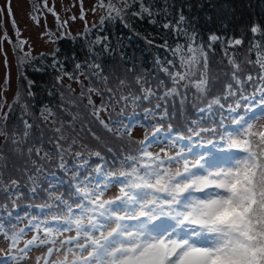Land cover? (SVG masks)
Wrapping results in <instances>:
<instances>
[{
    "label": "trees",
    "instance_id": "16d2710c",
    "mask_svg": "<svg viewBox=\"0 0 264 264\" xmlns=\"http://www.w3.org/2000/svg\"><path fill=\"white\" fill-rule=\"evenodd\" d=\"M125 2L119 16L113 13L110 18L83 30L78 35L59 38L51 52L27 57L19 66L17 83L19 89L23 91L26 104L32 106V118L24 120L15 113L10 115L8 127L13 129L12 135L16 140L6 147L5 154L0 155H5L6 158L9 156L14 159L21 158L14 161L17 168L11 170L8 179L2 178L3 171L10 169L12 165L6 159L0 162V203L4 202L6 194H10L3 192V189L12 193L13 187L18 186L17 191L23 190V193H20L23 197L20 200L22 204L14 206L11 210L6 209L3 214L11 216L15 211L21 210L20 216H28L29 212L25 207L29 205L32 209L39 208V213L35 214L33 219L35 221L46 209H56L54 204L56 199L57 206L67 203L68 197L73 200L78 193L76 189L85 188L83 182L87 176L82 174L78 181L68 185L66 180L61 181L56 177L64 178L57 168L59 165L67 171L78 165L73 173H81V168L92 169L93 173L96 170L103 173L105 166L110 170L119 169L127 163L126 158L129 155H135L129 148L128 151L118 149L99 153L97 156L95 152L105 146L101 142L93 144L89 140H85L86 145L83 144L82 137L77 134L85 132V128L64 137L68 148L83 149L81 155L73 160L66 158L68 155L60 158L51 157L53 146L58 141L55 137L63 130L64 119H68L72 124L81 125L80 121L86 119L90 122V118L92 120L95 118L96 109L89 103L91 98L88 95L65 96L64 78L69 83L75 78L92 81V89L96 88L104 102L112 93L110 88L117 89L119 97L124 100L125 97L133 96L143 99L145 87L157 86L161 92L151 90L153 97L150 98L149 104L155 99L160 108L164 106L166 110L175 109L179 105V99L175 94L166 93L173 87H185L187 81L182 80L176 85L169 73L177 72L182 62L188 59L190 55L188 50L191 48L197 50L192 53L193 55L201 56V49L206 53V66L201 68L211 85L231 84V91L238 94L245 82L249 81L248 75H251L253 79L250 81L256 79L264 87V80L260 78L261 73H264V69L261 68V63H264V41L260 39L261 32H251L252 27L264 31V0H125ZM144 7L148 8L149 12H142L141 9ZM212 36L219 39L211 41ZM235 40H241L242 43L237 45L234 43ZM219 55L226 56L231 61L236 60L239 63V70H234L223 62H215L219 61L217 57ZM77 64L80 65L79 68L76 67ZM164 69H168V72ZM184 71L186 70L179 72ZM219 72L232 76L223 74L216 76ZM255 72L256 74H253ZM233 73H236V78ZM237 79L243 83L237 84L234 81ZM255 86L246 90H252ZM147 103L141 106H146ZM47 112L51 114V120ZM77 113H82L79 118ZM150 121L152 118L149 119L147 128L151 126ZM25 122L34 126L31 135L28 133L25 135L27 128H30ZM115 133L118 134L117 142H127L129 135L125 136L119 129H116ZM26 137H30V140ZM134 139L131 138L130 141ZM195 151H198L197 148ZM47 161H50L48 166H44ZM43 166L44 169L48 168L45 177L50 170L51 176L48 177L52 182L47 186L37 185L34 192H25L28 186L30 188L39 183L38 172ZM22 178L30 180V183L23 187L26 183L21 181ZM48 189L53 192L50 193ZM37 199L46 203L38 205L35 202ZM48 217L50 216H46L43 221ZM41 223L42 228V219Z\"/></svg>",
    "mask_w": 264,
    "mask_h": 264
},
{
    "label": "rangeland",
    "instance_id": "374dc122",
    "mask_svg": "<svg viewBox=\"0 0 264 264\" xmlns=\"http://www.w3.org/2000/svg\"><path fill=\"white\" fill-rule=\"evenodd\" d=\"M125 4V0H0V154H5L6 147L16 140L15 136L12 135L13 129L8 127L9 119L11 118L10 115L15 113L24 120H31L32 118V106L26 104V100L24 99L25 96L22 93L23 91L19 89L17 83L19 75L18 69L23 60L30 56H38V54L41 53H49L52 51V48L59 38H70L71 36L78 35L83 30L91 28V26H95L101 23V21L110 18V16L116 12L112 10L109 5L121 10ZM195 55L197 57L200 56L198 54ZM217 57L219 61L215 62H223L236 70L234 64L230 63L231 60H229L228 57L223 55ZM186 60L187 59L184 61ZM232 61H234L235 64H239L236 60ZM182 70H186L183 62L180 68L177 69V72ZM197 72H200V74H197ZM205 74L206 73L203 72L201 67L194 68L192 72H189L186 79L183 80L187 81L185 87H176L178 91L175 93V97L179 99V105L175 109L170 110L164 109V102L162 105L163 108L157 107L158 103L155 99L149 104L150 98L153 97L152 93L149 95L148 99H140L139 96H133L121 100L119 97L120 94L115 88H110L112 93L104 102L97 93L96 88L94 87V90L92 89V81L83 78H75L70 80L71 82L69 83V81L64 78L65 96L69 94L75 97L88 95L89 98H91L92 106L96 109L94 114L95 118L94 120L90 118V122L84 119L80 121L81 125L72 124L68 119H64L63 130L55 137L58 141L53 146L51 157L60 158V156L65 157L68 155L66 158L69 157L70 160H73L81 155L83 149L68 148L64 137L71 132L83 131L86 128L85 132L77 134L82 137L84 141L83 144L86 145L87 143L85 140H89L91 143L101 142L105 146L95 153L112 152L118 149L124 152L131 148L133 154L138 156L142 146V148H146L148 152L153 153L154 156L158 155L161 159H165L168 156H176L181 148H186L190 144L194 145L199 140L198 137H193L192 140L176 139L177 133L188 136L190 135L188 132L189 128L195 129L197 126L202 128L215 127L222 118H224L225 124H228L232 116L245 115L246 109L249 106L255 109L256 115H259L260 112H264V108L259 107L260 92L258 91L263 85L256 79L253 81H246L247 83L245 82L242 90L238 92V94L229 95V89L226 84L211 85ZM222 74L224 76H232L229 73L225 74L221 72L216 74V76H222ZM253 74H256V72ZM261 74L264 76V73ZM201 76L208 81V90L203 94L189 84V80H195ZM234 81L236 82L237 80ZM254 86V89L246 90ZM119 88L121 89V86ZM89 89H92V91H89ZM149 89L161 92L157 86L154 88L145 87L144 91ZM253 94H255V99H242V96L252 97ZM102 97L104 98V96ZM217 98H219L220 105H223V107L213 103ZM146 102H148L146 106H141ZM237 102L241 105L240 111L238 113H231L229 107L235 106ZM209 104H212L211 108L208 107ZM201 109H203V111H201ZM46 114H48V118L51 120V114L48 112ZM81 114L82 113H77L78 118ZM127 114L128 118H126ZM85 115L88 116L87 114ZM150 118H152V121H150L151 126L147 128V123ZM101 121L104 123H101ZM255 123L257 126L264 124V119L256 121ZM105 124H107L108 127H105ZM130 125H134V127ZM124 126H127V128ZM231 127L232 126L229 125V128ZM33 128V125L27 128L26 133L31 135ZM157 128H159L158 132L156 131ZM109 129H111L112 132H110ZM116 129L122 131L125 136L129 135L127 142H117L118 134L115 133ZM153 132H156L155 136L152 135ZM201 135L207 136L208 134L202 133ZM131 138L135 139L130 141ZM26 139L30 140V137H26ZM144 141H147V143L143 144L142 142ZM195 150L194 147L193 151L187 154L189 160L194 159L197 153L200 152L199 148H197L198 151ZM20 158L14 159L12 156L6 158L5 155H0V162H2V159H6L12 165L10 169L3 171L2 178L8 179L10 177L11 170L17 168L14 161L20 160ZM81 160L82 159H80V161ZM49 162L50 161H47V164L44 166H48ZM140 162L149 161H137V163ZM131 163L132 161H127L126 164H123V167L116 170L107 169L105 166L103 173H98L97 170L93 173V170L89 168L84 170L81 168V173H73V170H76L78 165L74 166V168L69 171L59 165L57 168L60 171V175H63L64 178L59 176L56 177L61 181L66 180L69 185L72 182L78 181L82 174H86L87 178L83 182L86 185V189H82L86 192L101 191L102 196L100 198L102 200L116 201L112 207L118 211L119 215L123 216L134 206L123 204L117 200V197H123V193L121 192V188L124 187L121 183L123 177H121L120 180L115 178L109 179L108 174L113 172L118 174L121 171H128L130 170L129 165ZM44 166L41 168L42 170L38 172L37 180L39 183L34 184L30 188L28 186L25 192H34L37 185L45 184L47 186L48 183L52 182L50 177H48L51 176L50 170L47 177H45L48 168L44 169ZM165 166L173 170L176 168H180L181 171L183 170L182 164H176L175 161H166ZM69 179H71V181H69ZM21 181L26 183L23 187L30 183V180H25L24 178H22ZM17 189H19L18 186L13 187L12 193L3 189V192L10 194H6L7 197L4 198V202L2 201V203H0V264H45V261L51 264L52 261L63 259L64 257H68L69 261H79L81 257L87 256V251L82 250L80 245H90L91 240L102 239V234L107 235V232L110 230L109 225L112 221L106 216L101 217L97 212L95 214V220L93 221L95 226L93 227L92 224H89L88 221L85 220V230L80 232L79 235L76 228L73 226L67 228V230L71 229L68 232L64 230H62L63 232L53 230L52 235L48 237L49 243L29 248L26 252H21L19 249L24 247V243L33 236L38 235L34 227H27L21 236V240L16 246H13L9 237L19 232L23 226L34 225L36 223H39L41 226V219L43 222L46 216H50L51 219L56 217L55 220L65 221L69 215H81V209L76 206L78 203L86 204L89 207H91V205L88 204V201L85 200L83 196L79 195L77 191V195L73 198L74 201L68 197L69 201H67V203L57 206L56 199L54 203L56 209H46L40 214L41 219L38 218L35 221H33V219L35 214L37 215L39 213V208L32 209L29 205L25 207L26 211L29 212L28 216H20L19 212L21 210L19 212L15 211L11 216L3 214L2 212L6 209L11 210L14 206L22 204L20 200L23 195L21 196L20 193H23V190L17 191ZM48 190L50 193L53 192L51 189ZM124 191L127 192L129 189L124 187ZM156 195L166 198V194L164 193H157ZM196 195L201 194L197 193ZM123 198L125 200L127 199V197ZM152 198V196H149L148 200L150 201ZM31 200H33V198H31ZM35 202L38 205H44L46 203V201L39 199L35 200ZM69 206L72 208L71 213L68 212ZM89 215L93 214L89 213ZM46 223L48 226H52L51 221L48 220ZM122 223L126 224L129 229L135 230V226L139 221L129 219L122 221ZM43 229L44 228L41 227L39 229V236L41 238L44 236ZM49 247L54 249L51 256L48 255ZM90 250L91 248L89 247L88 251Z\"/></svg>",
    "mask_w": 264,
    "mask_h": 264
},
{
    "label": "snow or ice",
    "instance_id": "6c2138e0",
    "mask_svg": "<svg viewBox=\"0 0 264 264\" xmlns=\"http://www.w3.org/2000/svg\"><path fill=\"white\" fill-rule=\"evenodd\" d=\"M109 7L119 16L120 9ZM141 11L147 13L149 9L144 7ZM251 32H261L260 39L264 41V31L260 28L252 27ZM210 39L216 41L219 38L212 36ZM234 43L239 45L242 41L235 40ZM188 51L190 55L183 61L186 71L169 73L176 85L185 80L195 66H206L207 56L202 49L199 58L192 54L197 50L189 48ZM230 63L239 70L238 64ZM261 68L264 69V63H261ZM164 71L168 72V69ZM233 76L236 78V73ZM260 78L264 80V76ZM247 79L250 81L253 77L249 75ZM236 82L243 83L239 79ZM189 84L202 94L208 90V81L203 76L189 80ZM227 87L228 94L234 95L232 85ZM177 91L173 87L166 94ZM258 91L259 107L264 108V87ZM150 94L151 90H146L144 99H148ZM250 98L255 99V94L242 96L244 100ZM89 103H92L91 99ZM213 103L220 105L219 98ZM208 107L211 108L212 104ZM240 108L237 102L229 107V111L238 113ZM261 119H264V112L256 115L255 109L249 106L245 115L232 116L228 124L222 118L215 127L189 128L188 136L177 133L176 139L198 137L199 140L194 145L181 148L176 156L161 159L142 148L138 156L127 157L132 161L130 170L108 174L109 179L120 180L123 177L121 183L129 189L126 192L124 187L121 188L126 200L117 197L121 203L134 206L123 216L112 207L116 201L100 198L101 191L86 192L78 188V193L91 207L78 203L76 206L81 209V215H69L64 223L75 227L79 235L85 230V220L95 226L93 221L98 212L101 217L106 216L112 221L110 230L107 235L102 234V239L91 240L90 245L81 244L80 248L87 251V256L79 261H69L64 257L51 264H264V124L257 126L255 123ZM202 133L208 135L202 136ZM152 135L155 136L156 132ZM194 147L202 151L189 160L187 154ZM138 160L149 162L137 163ZM166 161L182 164L183 170L166 167ZM157 193L166 194V198ZM149 196L153 197L150 201ZM68 212H72L71 206ZM129 219L139 221L135 230L122 223ZM27 227H34L38 235L27 240L19 251L26 252L29 248L49 243L48 237L53 233L51 227L45 225L43 238L39 236V223ZM24 232L22 228L10 238L13 246ZM53 251L49 247L48 255L51 256ZM45 264L49 262L45 261Z\"/></svg>",
    "mask_w": 264,
    "mask_h": 264
}]
</instances>
